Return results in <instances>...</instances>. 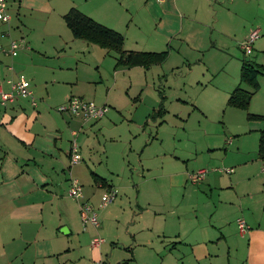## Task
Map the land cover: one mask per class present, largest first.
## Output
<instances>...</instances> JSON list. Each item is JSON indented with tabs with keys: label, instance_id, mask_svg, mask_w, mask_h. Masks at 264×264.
<instances>
[{
	"label": "rangeland",
	"instance_id": "1",
	"mask_svg": "<svg viewBox=\"0 0 264 264\" xmlns=\"http://www.w3.org/2000/svg\"><path fill=\"white\" fill-rule=\"evenodd\" d=\"M76 1L92 13L99 2ZM138 2L129 7V22L133 17L135 21L147 15ZM230 9L247 20L241 25L242 31L247 28L249 34L251 30L259 33L250 54L241 48L244 41L239 45L220 33L221 23L211 29L195 21H185V30H199L201 51L193 47L194 51L186 53L179 48L180 42L174 40L168 61L150 69L119 66L118 70L124 71L116 73L111 56L98 65L89 53L84 54L83 62L92 69L84 67L95 72L94 103L106 106L108 112L102 119L92 121L93 126L85 124L84 132L77 136L83 158L80 164L84 165L83 176L94 169L91 171L114 184L112 188L117 194L113 203L98 208L107 187L93 186L100 227L88 226L84 232L80 218V232L75 231L70 238V254L62 261L69 264L71 260L83 259L85 264H95L87 250L93 237L105 240L99 249L102 264H220L225 256L231 255L234 261L241 257L240 250L235 248L241 238L236 223L237 217L242 216L241 206L232 189L224 185L230 182L237 169L235 163L241 159L237 139L242 131L257 129L243 139L248 147L243 148L245 152L256 148L255 136L259 138L263 121L250 120L247 114L264 113V70L259 74L260 88L253 94L248 110L228 106L227 99L238 85L249 88L240 82L242 60L249 57L264 65V0L240 1L236 7L224 0L216 5L220 19ZM65 28V49H75L71 44L74 37ZM37 40L41 41L39 37ZM212 40L226 47L215 48ZM130 44L128 41L126 46L131 47ZM67 61L74 62L75 58L70 55ZM162 91L166 96V113L163 118L152 119L148 115L159 107ZM254 166L244 168L243 172H256ZM225 167H233L234 172L217 171ZM261 167L257 171L260 174ZM198 169H207L208 173L203 180L193 183L187 175ZM244 175L240 191L244 194L241 202L246 204L249 196L245 193L255 183ZM222 233L228 241L209 245L219 256L214 253L199 263L191 258L193 246L189 243L216 240ZM131 256L133 259L129 260Z\"/></svg>",
	"mask_w": 264,
	"mask_h": 264
},
{
	"label": "crops",
	"instance_id": "2",
	"mask_svg": "<svg viewBox=\"0 0 264 264\" xmlns=\"http://www.w3.org/2000/svg\"><path fill=\"white\" fill-rule=\"evenodd\" d=\"M9 1L12 21L10 25L0 21V89L9 91L7 80L24 75L31 80L38 104L33 107L27 99H20L2 106L0 100V264H67L62 259L70 254V238L75 231L80 232L77 225L81 202L96 204L93 186L105 188L114 187V184L91 171L94 170L92 168L89 169V174L105 179V185L102 181L96 182L94 177L91 180L89 174L83 176V164L70 166L71 141L74 138L77 140L79 133L84 132L85 124L92 125L94 122L83 123L80 119L60 113L57 108L73 96L94 102L95 72L84 67L92 69L91 65L83 62L85 53H89L96 62L94 64L98 65L111 56L115 61L116 73L124 71L118 70L119 66H127L117 65L116 52V55L111 54L114 51L74 36L71 44L75 49L70 46L67 51V42L63 40L67 33L64 14L71 8H76L121 32L124 36L123 48L127 51L168 50L169 53L172 42L178 40L179 48H184L186 53H191L194 48H198L196 50L200 52L202 43L199 30L190 32L189 27L185 30V21H195L202 26H210L211 29L221 23L223 28L220 33L239 45L248 38L252 30L250 34L247 28L242 31L241 25L247 20L237 11L233 13L230 9L220 19L216 5L224 0H99L94 5V13L85 11L76 0ZM240 1L249 3L251 0H230V5L236 7ZM137 2L147 15L135 21L133 17L132 23L128 20L129 7ZM208 7L211 8L210 11ZM21 37L25 39L26 45L19 50L17 56H7L2 48L8 47L11 39ZM38 37L41 41L37 40ZM58 40H61V44ZM128 41L131 47L126 46ZM211 42L215 48L226 47L218 41ZM70 55L75 58L74 62L67 61ZM132 68L143 67H127L129 70ZM162 93L163 91L159 92L161 97L164 96ZM206 113L209 117V112ZM253 130L257 129H246L239 135L237 153L241 155V159L235 163L238 172L233 171L230 182L224 185L234 192V197L241 206L242 216L237 218L244 219L249 229L246 234L241 235L238 228L241 238L235 248L240 250L241 257L234 261L231 255L225 256L221 258L220 264H264V159L258 157L259 138L256 134V148L251 151L246 149L247 152L243 150L248 148L244 146L243 139L248 134L252 136L250 132ZM253 165L257 167V171L262 166V173L251 170L243 172L244 168ZM67 172L70 178L77 179L82 185L83 196L80 200L68 195L70 179ZM243 175L249 182L257 184H253L245 193L249 196L246 204L241 202L244 195L240 191ZM189 177L190 174L187 179ZM219 228L221 230L222 227ZM83 231L85 232L84 229ZM90 239L87 250L91 252L90 258L95 262L101 258L100 248L92 249L93 238ZM225 241H228L227 235L222 233L216 240L189 243L193 246L190 256L197 259L198 263L213 257L214 253L219 256L209 245ZM175 245L176 242L173 244L174 248ZM232 246L229 245L230 252ZM132 259L133 256L129 260ZM69 264L85 263L83 259H78L71 260Z\"/></svg>",
	"mask_w": 264,
	"mask_h": 264
},
{
	"label": "built area",
	"instance_id": "3",
	"mask_svg": "<svg viewBox=\"0 0 264 264\" xmlns=\"http://www.w3.org/2000/svg\"><path fill=\"white\" fill-rule=\"evenodd\" d=\"M9 0H0V21L7 25H10L12 21V15L9 12ZM259 37L258 31H253L248 36V38L242 43L241 48L246 54L252 53V44ZM26 45L24 38H13L10 40L8 47L2 48V51L10 57H15L18 55L19 50ZM12 69V68H11ZM7 83L10 86L9 91H2L0 89V100L2 106H7L8 104L15 103L20 99H27L30 105L36 107L38 104V99L35 96L31 80L24 75H18L15 79L9 78ZM1 88V87H0ZM57 110L60 113L68 114L72 117H76L83 123H88L92 121L100 120L107 113L108 108L106 106H99L93 101H88L83 98L73 96L66 103L58 106ZM75 135V133H74ZM231 142V140H230ZM82 161L80 155L79 144L74 138L71 141L70 146V166L79 164ZM221 172L232 173L233 168L219 169ZM207 173L206 169H200L196 173L191 174L189 179L195 183L202 180ZM107 191L102 195L98 208L107 207L109 204L113 203L117 192L112 187H107ZM68 195L73 199L80 200L83 196V190L81 183L75 179H70V185L68 188ZM80 218L82 222L83 229L86 230L88 226L94 228L100 227V222L98 220V213L95 206L89 201H82L80 205ZM238 228L241 235L247 233L249 226L244 219L239 218L237 220ZM105 243L102 237H93L91 242V248H100L102 244ZM96 264H102V258L95 260Z\"/></svg>",
	"mask_w": 264,
	"mask_h": 264
},
{
	"label": "trees",
	"instance_id": "4",
	"mask_svg": "<svg viewBox=\"0 0 264 264\" xmlns=\"http://www.w3.org/2000/svg\"><path fill=\"white\" fill-rule=\"evenodd\" d=\"M64 20L75 38L85 40L88 43H93L101 48L116 52L118 55V66L124 65L127 67H143L148 69L151 66L163 64L169 56L168 50H164L162 52H139L125 50L123 48L124 36L121 32L95 20L76 8H71L67 13H65ZM263 70L264 65L254 62L251 58H249L248 61L247 58L242 60L240 82L245 83L249 88H244L241 84L234 88L227 99V105L242 110H248L253 94L260 88L258 77ZM164 101L165 96H162L159 107L153 110L149 117L152 119L163 118L166 113ZM247 116L250 120H262L264 124V113L248 112ZM258 157L260 159H264V125L260 129ZM93 177L96 182L102 181L105 185V179L100 178L95 174H93Z\"/></svg>",
	"mask_w": 264,
	"mask_h": 264
},
{
	"label": "water",
	"instance_id": "5",
	"mask_svg": "<svg viewBox=\"0 0 264 264\" xmlns=\"http://www.w3.org/2000/svg\"><path fill=\"white\" fill-rule=\"evenodd\" d=\"M249 60V58H247V61Z\"/></svg>",
	"mask_w": 264,
	"mask_h": 264
}]
</instances>
